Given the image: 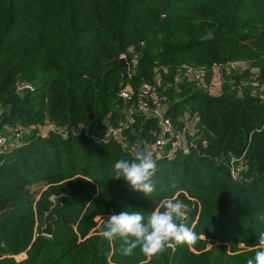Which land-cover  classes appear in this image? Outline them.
I'll list each match as a JSON object with an SVG mask.
<instances>
[{"label": "trees", "instance_id": "16d2710c", "mask_svg": "<svg viewBox=\"0 0 264 264\" xmlns=\"http://www.w3.org/2000/svg\"><path fill=\"white\" fill-rule=\"evenodd\" d=\"M131 56L123 77L119 60ZM235 59L246 64L221 70L211 94V66ZM182 62L204 68L203 80L180 78ZM253 78L264 94V0H0V123L26 128L0 148V264H247L264 236V99ZM18 81L33 88L20 95ZM144 81L191 142L153 158L149 196L114 178L118 160L135 158L117 140L52 129L80 122L100 136L121 117L118 89ZM156 130L154 117L136 114L123 134L143 144ZM235 156L245 166L233 177ZM59 194L68 197L44 234ZM168 199L183 203L178 223L196 232L195 245L124 256L120 238L102 235L110 215L138 211L147 222Z\"/></svg>", "mask_w": 264, "mask_h": 264}, {"label": "built area", "instance_id": "2783aa9c", "mask_svg": "<svg viewBox=\"0 0 264 264\" xmlns=\"http://www.w3.org/2000/svg\"><path fill=\"white\" fill-rule=\"evenodd\" d=\"M125 61V60H124ZM136 57L131 56L128 62L125 61L126 67L134 65ZM246 64L245 60L235 59L228 61L226 64L215 63L211 66V70L218 74L220 79V71L228 72L231 68H240ZM217 70V71H216ZM204 76V68L196 66L188 62L180 63L179 77L189 80L202 81ZM249 84L255 88L259 97L264 99L262 92V84L256 79H251ZM33 85L27 81H18L14 85V90L18 93L26 89H32ZM117 95L122 99L124 107L121 109V117L116 122L105 121L103 123L100 136H95L87 124L77 122L75 124L65 123L54 126L52 128L61 136H78L80 134L93 139H114L125 151L136 156L137 152L150 154L152 158L161 154H172L179 150L186 153L190 149L191 142L187 138L188 126L182 124L176 127L171 119L165 115V99L164 96L158 94L157 84L154 82L144 81L140 83L135 90L128 85L120 87ZM136 114L150 115L156 119L157 130L155 137L141 144L137 140H128L125 138L123 131L126 130L135 119ZM26 128L18 123L7 124L0 123V148L12 144H18L21 136ZM231 167L230 174L236 177L238 172L245 166L241 161V156L230 158ZM15 258H22L24 252L13 255Z\"/></svg>", "mask_w": 264, "mask_h": 264}, {"label": "clouds", "instance_id": "9594fccd", "mask_svg": "<svg viewBox=\"0 0 264 264\" xmlns=\"http://www.w3.org/2000/svg\"><path fill=\"white\" fill-rule=\"evenodd\" d=\"M157 165L150 154L137 152L133 160H118L114 165V178H123L133 190L149 196L155 191L153 176ZM162 207L164 211H152L145 217L138 211H121L103 219L102 235L112 240H122L121 254L132 255L133 250L140 247L148 256L159 254L166 245L175 242L178 245H195L199 239L196 232L184 223H178L184 214V205L179 200H166ZM258 250L254 258H249L247 264H264V236H261Z\"/></svg>", "mask_w": 264, "mask_h": 264}, {"label": "water", "instance_id": "95a60500", "mask_svg": "<svg viewBox=\"0 0 264 264\" xmlns=\"http://www.w3.org/2000/svg\"><path fill=\"white\" fill-rule=\"evenodd\" d=\"M210 35V32L207 31L204 35L201 36V38L208 37ZM119 64L122 71V76L125 77L127 75V67L124 59L119 60ZM23 91H19L18 94H22ZM68 195L66 194H59L51 197L52 205L50 208L45 212L43 215V226L41 227V231L44 234H50L52 230V221L54 218V213L56 212L58 206L60 205L61 201L65 198H67ZM182 218V217H181ZM171 245V244H170Z\"/></svg>", "mask_w": 264, "mask_h": 264}, {"label": "crops", "instance_id": "0c3cea01", "mask_svg": "<svg viewBox=\"0 0 264 264\" xmlns=\"http://www.w3.org/2000/svg\"><path fill=\"white\" fill-rule=\"evenodd\" d=\"M207 90L211 94H217L220 92V79L217 73L213 72L211 73V77L209 79V84L207 86Z\"/></svg>", "mask_w": 264, "mask_h": 264}, {"label": "rangeland", "instance_id": "374dc122", "mask_svg": "<svg viewBox=\"0 0 264 264\" xmlns=\"http://www.w3.org/2000/svg\"><path fill=\"white\" fill-rule=\"evenodd\" d=\"M217 71V70H216ZM38 186V185H37Z\"/></svg>", "mask_w": 264, "mask_h": 264}]
</instances>
